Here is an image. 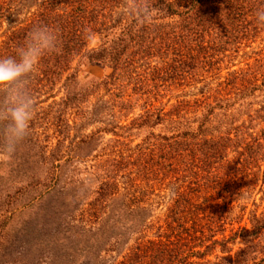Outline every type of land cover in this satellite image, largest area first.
<instances>
[{"label": "rangeland", "instance_id": "obj_1", "mask_svg": "<svg viewBox=\"0 0 264 264\" xmlns=\"http://www.w3.org/2000/svg\"><path fill=\"white\" fill-rule=\"evenodd\" d=\"M39 1L0 0V57H5L9 48H15H7L12 44L10 38L14 31L27 28L36 21L45 5ZM166 1L178 3L172 7L175 12L159 7L158 3L154 5L158 0H147L152 19L146 24H151L154 29L158 27L160 31L181 24L192 6L191 0ZM128 2L131 4L132 0L101 2L102 6L106 3V7L101 12L104 16L100 13L99 18L112 26L93 32L86 46L106 45L123 31L125 44L130 42L129 51L134 54L127 57L130 60L126 62L127 67L120 69V74L108 77V68L103 62L89 59L80 51L69 69L55 82L33 80L30 83L28 79L27 89H32L30 94L37 104L28 136L35 140L37 145L32 142V147L40 154L22 161L19 173L0 185V195L6 201L17 196L16 200L12 199L11 206L0 209V264L17 262L7 255L12 246L5 242L8 238L6 232L12 233L14 226L29 213L33 217L38 211L33 218L43 219L46 196L31 206L18 205L28 198L29 192L21 188L28 183L26 172L35 166L39 167L37 173L46 167L57 168L59 178L54 177L52 183L58 186L67 182L65 186L71 188L77 184L83 194L89 196L85 200H89L91 191L107 178V174L113 175L105 169L109 162L128 164L122 167L120 163L116 168L115 181L122 188L127 179L125 174L134 168L132 162L146 160L152 152L156 155L167 152L168 144L179 143L186 148V157L195 152L198 164L203 166L202 162L205 163V169H197V177L196 172H191L186 179L177 180L181 170L165 177L160 174L148 181L152 188H148L147 194L149 226L143 229L144 238L159 237L158 233L164 231L167 209L174 203L176 191L187 190L186 185L195 177L202 184L198 200L213 201L217 212L223 214L224 222H217H223L221 228L214 227L219 228L215 238L228 237L241 227L250 230L254 214L264 213V24L249 15L245 27L223 25V20L218 18L220 15L215 14L218 7L209 5L206 12L210 17L198 20L197 36L178 40L166 36V32L160 35L153 30L154 38L151 39L150 34L143 42L135 43L130 41L129 33L137 31L143 24L128 13ZM68 9L70 6L59 3V12ZM69 74H73L70 81L65 78ZM191 133L196 137H190ZM202 138H206L205 141ZM188 142L193 143L192 152ZM216 149H219L217 153ZM203 151L208 152V156ZM51 153L56 159L53 160ZM10 159L5 156L0 160ZM166 162L175 163L172 157ZM207 174L208 188L202 183ZM192 184L196 186V183ZM19 189L24 192L17 191ZM7 193L11 196L8 197ZM58 195L60 199L65 196ZM50 202L57 203L58 197H52ZM193 229L200 227L191 226V233ZM179 230L184 231V228ZM194 233L200 236L199 231ZM137 235L131 234L130 237ZM182 235L186 236L185 232ZM260 238L264 244V230ZM245 239H251V236ZM199 240L190 241V244H198ZM206 242L210 240L193 246V249L204 250ZM228 245L232 247V254L244 242L237 237ZM121 252L118 247L117 251L108 253L102 264H117ZM255 253L258 258L262 255L258 250ZM219 254L225 253L216 244L204 258L190 255L188 259L214 264ZM206 260L210 262L205 263ZM28 261L26 259L25 263L32 264ZM34 264L52 263L40 260Z\"/></svg>", "mask_w": 264, "mask_h": 264}, {"label": "trees", "instance_id": "obj_2", "mask_svg": "<svg viewBox=\"0 0 264 264\" xmlns=\"http://www.w3.org/2000/svg\"><path fill=\"white\" fill-rule=\"evenodd\" d=\"M111 1L114 2V0ZM158 1L153 4L158 3L159 7L165 8L171 13L175 12L172 7L178 3L166 0ZM101 2L108 3L109 0H40L39 4H45L42 12L38 13V18L32 25L14 31V35L10 38L12 44H8L7 48L13 46L15 48H9L5 57L16 56L17 49L25 44L33 27L47 25L58 34V51L45 54L40 59L36 73L29 79L30 83L34 82L33 80L55 82L63 72L69 69L74 56L80 51H83L89 59L103 62L108 68L106 75L114 78L116 74H120V69L127 67L125 66L126 62L130 60L127 57L134 53L129 51L130 42L125 44V39L122 36L123 31L112 37L106 45L86 47L87 40L93 32H100L101 29L107 30L112 26L111 23L108 24L99 18L100 13L106 7V3L102 6ZM59 3L70 6V9L59 12ZM216 3L217 6H215ZM191 4L189 10L190 8L191 11L194 10L195 15L189 11L183 16L181 24L170 25L166 31H160L161 29L158 27L154 29L151 24H143L137 31L129 33L130 41L143 42L150 34L152 39L155 37L152 36L153 30H157L160 35L162 32H166V36L169 35V37L178 40H186L194 34L197 36L196 33L199 29L196 28L197 25H200L198 24L200 18L210 17L206 12L209 5H214L212 8L218 7L215 14L220 15L217 17L223 20V25L242 27L247 26L245 24H248L247 16L249 15L254 16L253 20L257 22L256 11L264 8V0H191ZM160 37L163 38V35ZM72 75H66V80L70 81ZM30 90L32 89L29 88L28 91L30 92ZM3 96L4 93L0 90V99H3ZM189 135L196 137L192 133ZM205 139L202 138L203 141ZM0 142L3 143L2 136H0ZM32 142L36 144L35 140L27 135L17 145L16 152L11 156L12 159L0 160V185L19 173V165L22 161H28L31 157L35 158L37 154H40L36 148L32 147ZM188 144L191 145V142ZM192 145L191 152L193 151ZM181 146L179 143L168 144L167 152L158 155L152 152L147 157L148 159L132 162L134 168H130L131 170L125 174L127 179L122 188L115 181L116 168L122 162H109L105 169L113 175L107 174V178L91 191L92 196L89 200H85L89 196L83 194L84 192L77 184L73 186L74 188L65 186L67 182L55 186L52 181L54 177L59 178V172L55 171L57 168L52 166L51 169H47L46 167L40 173H37L39 167L35 166L34 169H30L26 172L29 177L28 183L21 188L26 193L29 192L28 198L25 201L17 202H19V206H31L46 196L45 207L42 208L43 219H34L33 217H36L38 213L35 211L33 217L29 213L26 218L21 219L19 224L14 226L12 233L5 231L8 237L5 242L12 246L11 252L7 251L8 257L17 261L16 263L24 264H26V259L32 264L39 263L40 260L52 264H102L108 253L117 251L118 247H121V259L117 261V264H202L204 260H190L189 256L195 255L202 259L212 251L216 244H219L220 251L225 254L216 255L217 260L214 261V264H264V244L261 243L260 238L261 232L264 230V213L254 214L250 230L241 227L234 230L228 237L215 238L217 229L221 228L220 225L222 226L224 222L222 211L217 212L216 203L213 201L206 198L198 200L201 195L199 187L202 184L196 178L197 169H205L203 168L205 163L202 162L203 166L198 164L199 158L197 159L195 152L191 153L190 157H186V153H184L186 148ZM218 151L219 149H216L215 153ZM203 153L208 156V152L203 151ZM53 154L51 153L50 156L54 160L56 158ZM176 154L179 156L177 157ZM41 156L44 158V153ZM170 157L174 159V165L173 162H166V159ZM127 165L125 164L126 167ZM121 166L125 167L123 163ZM181 170L185 172L182 173ZM206 171L210 172L209 169ZM191 172H196L195 180L189 181L190 184L186 185L187 190L176 191L174 203L167 209L168 219L165 221L164 231L158 233L159 237L157 238H144L143 229L149 226L147 218L149 196L147 194L148 188H152L148 181L157 178L160 174L165 177L170 173L173 175L179 173L176 176L177 180L186 179ZM151 176L153 177L151 178ZM204 176L202 183L208 188L209 174ZM192 183H196V186ZM17 191L24 192L20 189ZM58 194H65V196L60 199ZM7 196L11 195L7 193ZM54 196L58 197V202L55 204L50 202ZM12 199L16 200L17 196ZM12 199L6 201L4 197H1L0 209L4 206H11ZM77 211L79 212L76 213ZM45 217L49 218L45 219ZM93 221L95 222L93 223ZM219 221L223 222L217 223ZM196 225L200 229H193V233H191L189 228L196 227ZM217 226L219 228H214ZM179 228H184V231ZM197 231L200 232V236L194 233ZM205 231L207 232L204 235ZM183 232L186 236L182 235ZM136 233L138 235L132 237V243H129L132 239L130 235ZM248 235L254 242L251 239H245ZM237 237L243 240L244 245L238 246L231 254L232 247L228 243ZM196 239H200L198 244L191 245L190 241ZM205 240H210V242L204 244V250L193 249L195 245H203ZM257 250L262 254L259 258L255 253ZM208 262L210 261H205V263Z\"/></svg>", "mask_w": 264, "mask_h": 264}, {"label": "clouds", "instance_id": "obj_3", "mask_svg": "<svg viewBox=\"0 0 264 264\" xmlns=\"http://www.w3.org/2000/svg\"><path fill=\"white\" fill-rule=\"evenodd\" d=\"M128 13L138 23L152 19V9L147 0H132ZM257 22L264 24V8L256 11ZM57 32L47 25H37L29 32L25 44L17 49L16 56L0 58V159L11 157L20 141L29 134L31 121L36 114V100L27 89L28 79L37 71L40 59L58 51Z\"/></svg>", "mask_w": 264, "mask_h": 264}]
</instances>
